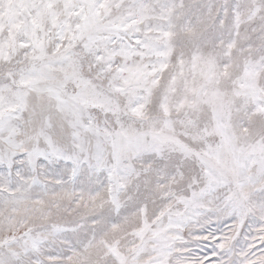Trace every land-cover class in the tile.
I'll use <instances>...</instances> for the list:
<instances>
[{
  "label": "snow or ice",
  "instance_id": "snow-or-ice-1",
  "mask_svg": "<svg viewBox=\"0 0 264 264\" xmlns=\"http://www.w3.org/2000/svg\"><path fill=\"white\" fill-rule=\"evenodd\" d=\"M0 264H264V0H0Z\"/></svg>",
  "mask_w": 264,
  "mask_h": 264
}]
</instances>
